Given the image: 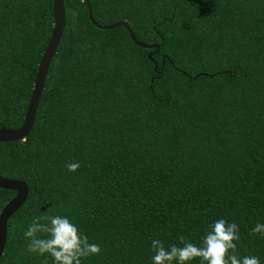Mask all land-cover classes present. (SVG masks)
<instances>
[{
  "label": "trees",
  "instance_id": "1",
  "mask_svg": "<svg viewBox=\"0 0 264 264\" xmlns=\"http://www.w3.org/2000/svg\"><path fill=\"white\" fill-rule=\"evenodd\" d=\"M65 0L66 29L32 132L0 143V176L30 193L0 264L27 251L35 216H67L101 246L82 264H152L151 241L200 245L235 222L264 264V0ZM54 0H0V126L19 129L54 28ZM157 65V68H156ZM79 162L69 171L67 165ZM16 192L0 188V213ZM51 210V212H49ZM191 264H201L199 259Z\"/></svg>",
  "mask_w": 264,
  "mask_h": 264
},
{
  "label": "clouds",
  "instance_id": "2",
  "mask_svg": "<svg viewBox=\"0 0 264 264\" xmlns=\"http://www.w3.org/2000/svg\"><path fill=\"white\" fill-rule=\"evenodd\" d=\"M80 166L79 162H72L67 168L75 172ZM252 234L264 236V223L257 222ZM24 236L29 241V253L48 254L53 258V264H82V260L101 253L99 244L91 243L77 224L59 214L35 216L24 231ZM240 239L237 223L219 219L209 226L200 245L183 235L178 237L179 244L167 247L160 239H153L152 264H191L196 259L201 264H261L257 256L238 255Z\"/></svg>",
  "mask_w": 264,
  "mask_h": 264
},
{
  "label": "water",
  "instance_id": "3",
  "mask_svg": "<svg viewBox=\"0 0 264 264\" xmlns=\"http://www.w3.org/2000/svg\"><path fill=\"white\" fill-rule=\"evenodd\" d=\"M88 6L89 18L91 22L100 29L115 30L119 27H125L134 42L145 49L153 51L149 54V59L160 51L161 46L158 44H142L137 41L132 29L127 22L121 21L111 25H100L96 22L93 14V8L90 0H82ZM54 28L49 41V44L42 56L37 75L34 82V89L29 101L27 113L24 118V123L19 129H9L0 126V143H13L25 140L32 132L35 122L36 114L42 95L45 90V83L48 77L51 63L58 51L60 42L66 29V7L65 0H54ZM157 68V65H156ZM0 188L16 192V196L7 203L2 212L0 213V260L4 254L7 240L10 219L24 206L29 198L30 188L29 185L20 180L4 178L0 176Z\"/></svg>",
  "mask_w": 264,
  "mask_h": 264
}]
</instances>
